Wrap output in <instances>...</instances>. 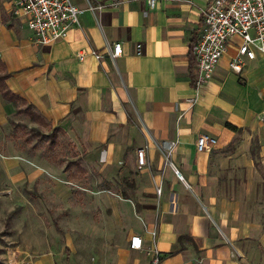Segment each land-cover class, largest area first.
<instances>
[{"label":"crops","instance_id":"0c3cea01","mask_svg":"<svg viewBox=\"0 0 264 264\" xmlns=\"http://www.w3.org/2000/svg\"><path fill=\"white\" fill-rule=\"evenodd\" d=\"M91 1L104 5L99 22L86 9L67 38L41 44L13 14V0H0V58L10 73L9 88L24 99L15 104L0 94V122L26 112L23 102L37 122L68 141L78 159L63 167V160L44 157V167L35 156L29 159L40 167L28 164L13 174L15 180L24 178L34 203L40 194H51L58 209L73 203V191L55 177L88 189L75 187L80 192L91 190L84 181L94 184L91 191H98L95 198L106 207L103 238L119 241L106 264H150L146 250L155 245L161 264H242L217 194L264 172V55L257 51L245 58L241 73L234 72L229 62L242 41L234 37L198 102L185 112L186 98L195 94L190 47L202 33V11L211 0H156L154 7L148 0ZM73 2L87 6L86 0ZM107 42H120L122 54L77 56L90 46L104 53ZM203 133L217 144L199 152ZM171 141H177L172 164L165 156ZM144 146L146 164L140 166L137 150ZM135 234L144 250L130 247ZM61 241L63 247L56 243ZM70 241L57 233L33 234L21 251L34 255L35 264H75Z\"/></svg>","mask_w":264,"mask_h":264},{"label":"rangeland","instance_id":"374dc122","mask_svg":"<svg viewBox=\"0 0 264 264\" xmlns=\"http://www.w3.org/2000/svg\"><path fill=\"white\" fill-rule=\"evenodd\" d=\"M0 7L5 9V4ZM20 106L26 112L8 116L0 122V264H10L15 251L16 258L19 259V254L23 252L21 250L27 249L26 241L33 234L53 233L73 237L74 241L69 243L74 246L71 244L73 249L70 247L68 252L72 250L75 255V264H85V261L88 264H98V260L105 264L112 262L119 241L106 242L103 238L107 227L106 207L105 203L97 202L95 196L100 195L98 191H91L94 190V184L84 181L83 184L90 186L91 190L80 192L63 178L55 177L54 179L70 186L73 191V203L70 202L66 209H58L56 206L59 202L51 199V194H40L41 201L34 203L32 194L26 191L24 178L15 180L13 174L19 169L25 170L28 164H36H32L29 159L35 156L38 157L39 165L44 167H48L42 161L44 157L51 156L55 162L63 160L59 162L63 167L78 160L73 147L67 144L65 138L57 133L54 136L50 128L37 122L25 103L20 102ZM259 172L262 176L243 177L242 185L236 184L233 187L230 184L225 186L222 193L217 194V202L223 206L219 211L227 219L229 230L235 231L233 236H229L241 250L242 264H264V172ZM255 182L258 183L255 185ZM98 185H102V182H98ZM254 188L258 192H253ZM103 192L102 194L118 197V194H113L110 190ZM144 195L151 197L152 194ZM53 200L56 208L48 207L53 204ZM76 201L85 208L77 209ZM120 231L117 230L116 239L119 238ZM56 243L62 247L65 244L64 241Z\"/></svg>","mask_w":264,"mask_h":264},{"label":"built area","instance_id":"2783aa9c","mask_svg":"<svg viewBox=\"0 0 264 264\" xmlns=\"http://www.w3.org/2000/svg\"><path fill=\"white\" fill-rule=\"evenodd\" d=\"M86 8L76 5L73 0H13V14L27 23V26L34 32L36 40L41 44H50L59 39L68 37L70 31L81 24V14L87 9L92 12L97 22L100 21V12L104 5L94 4L86 0ZM151 7H154L156 0H148ZM203 30L200 36L191 43V52L195 60V71L193 82L195 94L186 98V111L191 110L199 100L200 90L214 75L217 66L234 37L242 39L238 51L229 62L230 69L241 73L246 59L256 57L259 51L264 55V0H211L208 6L203 9ZM123 52L120 42L109 43L105 46V52H100L93 47L80 50L77 54L83 60L86 54H91L98 60L106 55L115 59ZM177 141L165 144V156L167 162ZM217 144V138L209 134H201L196 142L199 152L209 151ZM137 160L140 166L146 164V146L137 150ZM175 173L179 178L182 174L178 169ZM67 183L73 187L88 190L72 181ZM162 187H157V194L160 195ZM156 236V231H153ZM130 247L135 250H144L143 238L135 234L131 237ZM150 264H161L162 254L156 247L148 248ZM14 259L10 264H35V257L31 253L22 252L19 259Z\"/></svg>","mask_w":264,"mask_h":264},{"label":"trees","instance_id":"16d2710c","mask_svg":"<svg viewBox=\"0 0 264 264\" xmlns=\"http://www.w3.org/2000/svg\"><path fill=\"white\" fill-rule=\"evenodd\" d=\"M190 54H191L192 71H193V67H194L193 63L195 60H194V56L191 52V49H190ZM9 76H10V73L7 71L5 63L0 58V94L5 100L14 102L15 104H18L19 101H24V99L22 97H20L19 95H17L16 93H14L9 88V86L6 82V80ZM19 112H20V110H19ZM228 126L233 130H237V127L230 124V123H228Z\"/></svg>","mask_w":264,"mask_h":264}]
</instances>
